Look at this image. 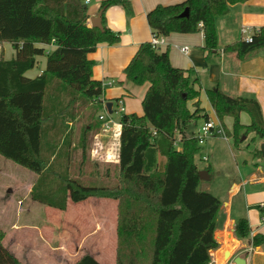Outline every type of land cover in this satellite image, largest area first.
Segmentation results:
<instances>
[{"label": "trees", "instance_id": "obj_1", "mask_svg": "<svg viewBox=\"0 0 264 264\" xmlns=\"http://www.w3.org/2000/svg\"><path fill=\"white\" fill-rule=\"evenodd\" d=\"M246 1L188 0L157 7L147 21L156 36L201 31L204 49L212 52L217 48L215 20ZM114 6L131 10L129 0H104L98 11L100 31L89 26L87 6L81 0H0V46L9 44L15 51L8 61L0 53V157L36 176L30 198L38 204L64 211L68 202L116 201L115 264H209L210 251L218 247L214 233L221 223L222 203L198 189L200 146L187 132L199 120L208 121V116L197 103L194 111L188 109L199 92L182 70L170 66L167 54L142 44L123 71L132 84H148V89L142 116H120L115 185L86 187L71 168L77 150L80 166L86 163L89 142L98 132L89 135L90 126H83L74 134L73 126L77 120H90L96 113L91 114L93 108L102 109L103 86L92 80L93 63L87 55L99 44L118 43V34L106 27L104 17ZM185 9L188 16L180 18ZM50 46L54 49L48 52ZM260 50H264V28L253 32L251 42L241 40L224 48L239 59ZM38 57L46 58L45 69L34 79L25 77ZM206 96L220 121L232 118L228 138L235 148L241 136L246 139L249 134L251 143L264 141V121L255 100L228 97L217 87L207 90ZM85 102L89 107H83ZM241 113L248 115V126L241 125ZM176 136L179 150L174 146ZM255 155L263 157L260 151ZM204 170L211 176L210 167ZM249 235L247 221L239 219L234 236ZM4 237L0 229V264H21L3 246ZM263 244L264 236L253 237V247ZM76 264L99 263L86 255Z\"/></svg>", "mask_w": 264, "mask_h": 264}, {"label": "crops", "instance_id": "obj_2", "mask_svg": "<svg viewBox=\"0 0 264 264\" xmlns=\"http://www.w3.org/2000/svg\"><path fill=\"white\" fill-rule=\"evenodd\" d=\"M81 1L87 6V14L90 19L97 16L100 4L104 0ZM129 1L130 12L124 11L120 6H114L108 8L104 14L106 27L119 36L118 43L114 45L99 44L93 53L87 55V59L93 63L92 80L100 82L103 86L102 109L96 112L90 120L84 121L82 119L81 121L77 120L75 123L79 128L83 126L89 128L90 126V129H88L89 135L98 130L92 140L93 144L97 140L102 142L103 153L110 151L113 145L111 137L101 133L98 116L103 114L104 107L106 108L110 104L111 113L108 114L111 116L113 114L119 115L116 119L111 118L116 123H119L121 115L134 114L142 116L141 103L148 89V84L142 86L132 84L125 78L123 71L138 48L151 40L153 31L148 24L147 15L157 7H171L185 3L188 0ZM242 28H248L251 30L250 32L264 28V0H248L244 3L235 4L229 8L225 16L217 18L215 20L217 48L212 52L204 49V38L201 31L198 33H172L166 37L161 36L164 38L165 44L158 49V53L167 54L170 66L182 70L194 83L193 88L199 92V97L196 100L188 102V109L194 111V106L197 103L198 108L207 114L208 121L214 123L222 131V135L220 134L218 140L226 142V147L232 157L237 156L239 158L244 156L241 149L237 147L236 152L233 144L232 146L228 144L229 139L232 140L228 138V135L232 133L233 120L230 117H224L221 121L217 118L209 104L206 91L217 87L228 97L255 100L260 107L262 120L264 121V50L254 52L244 59H239L236 53L224 52L225 47L245 38L240 33ZM1 47L4 60L8 61L15 57V51L9 44H3ZM7 47L12 49V54L8 59L4 56L7 54ZM181 47L188 48L187 55L180 52ZM53 49V46L46 47L48 52ZM42 59H45L44 63ZM45 63V57L36 58L35 67L26 72L25 77L34 79L39 76L45 69ZM119 102L123 109L122 113H118ZM115 107H117L116 112L114 111ZM82 113L84 115L87 111L85 110ZM79 118L81 117L79 116ZM239 120L243 126H248L250 123V119L245 113L240 114ZM202 121H198L196 127H194L195 130L191 132L192 134L202 125L204 122ZM217 136V134H214L212 138ZM248 136L250 137L249 143L254 145L253 147H255V144L264 143L263 140L251 143L253 134ZM179 139L180 137L176 136V140ZM217 145H220V142ZM221 147L223 148L224 145ZM91 150H89L88 158L91 159L94 171L89 172L92 175L95 174V178H100L99 165H118V161L100 163L93 160ZM76 152L81 156L79 150ZM208 152H211L210 148ZM205 156L202 158H206ZM255 157L264 158L256 155ZM255 157L253 156V158ZM158 161L160 162L159 159ZM80 164L76 172L80 174V179H82V169L85 164H82V166ZM245 164H247L246 161L243 162V165ZM207 167L211 168V176L208 174V181H212L214 178L213 173H216L215 166L209 165ZM237 172L236 179L229 180L228 189L223 198L212 194L218 198L222 206L220 209L221 223L214 233V239L218 247L210 251L209 255L213 256L216 264H225V261L234 264L236 258L243 260L245 264H264V244L258 247L252 246L254 236H264L263 213L259 209V204L264 201V167L255 162L253 168L248 169L247 166H244L243 171L238 169ZM31 175L30 181L25 185L16 183L21 187L20 190H17V196L14 194L8 197L6 196L7 192L5 195L0 192V208L3 211L2 213H15V216H12L14 219L10 225L13 231L20 232L27 227L26 230L34 231L36 235L32 239L29 238L30 236L25 237L28 241V245L25 247L21 242L25 240L24 237L21 241H16L14 237H10L6 247V243L4 244V241L6 242V232H4L3 246L21 264H76L86 255L99 264H103L106 255L110 252L113 253L116 249L114 235L116 236L117 202L110 199L89 198L80 203L68 202L64 211L53 209L31 200L30 192L36 180V176L33 173ZM109 175L110 173H107L105 177L108 178ZM19 197L21 202L16 201ZM28 200L31 204L24 205L25 201ZM112 202H115V204ZM87 203L91 205L89 206L91 212H84L83 208L79 209L76 208L77 206H73ZM34 204L37 206H34ZM34 209L41 215L38 217L40 219L38 225L33 220L31 221L30 215L33 214ZM239 219H245L250 228V235L245 239H237L234 236V227ZM24 235L26 236V234ZM23 250L24 253L26 252L24 256L21 255Z\"/></svg>", "mask_w": 264, "mask_h": 264}, {"label": "rangeland", "instance_id": "obj_3", "mask_svg": "<svg viewBox=\"0 0 264 264\" xmlns=\"http://www.w3.org/2000/svg\"><path fill=\"white\" fill-rule=\"evenodd\" d=\"M0 53H3V49L1 47L0 49ZM12 54V49L10 47H7V54L4 55L6 59L10 58ZM43 63L45 61V59H42ZM89 102H85L83 103V107L87 108L89 107ZM117 107H115L114 111L116 112ZM98 110H96L95 108H93L92 110H90L91 114H94L95 112H97ZM118 114H113L110 118H115L118 117ZM203 122V121H202ZM120 124V123H119ZM201 124V122L199 123V125ZM74 128V134H77V130L79 129L78 126H73ZM193 130H195L194 127L190 126L188 128V133L193 132ZM220 138V135H218L215 138H209L207 139V142L201 146V151L196 159V164L198 166V168L200 169V171H204V169L207 166H215L216 169V173L214 174L213 172V180L212 181H203L201 183V185L199 186V190L200 191H204V192H209L211 194H215V195H219L220 197L223 198V195L227 192L228 189V183L230 179H236L237 176V171L238 169L240 171H243L244 166H247L248 169L249 168H253V163L257 162L259 164V166L264 167V158H258L255 157L254 155V151H259L260 145L261 144H255V147H253L254 145H250V137L248 136L246 139L241 140L238 147L241 149L242 153L244 154L243 158H239L237 156L232 157L230 155V153L228 152V148L226 147L227 144L224 141H219L218 139ZM242 139V136H241ZM220 142V145H217V143ZM92 144H93V140L91 139L89 142V149L91 150L92 148ZM228 144L230 146H232L233 142L232 140L229 139ZM217 145V146H216ZM224 145V147L222 148L221 146ZM253 147V148H252ZM210 148V153L208 152V149ZM233 149V147H231ZM236 152H237V148H235ZM116 151V150H115ZM235 152V153H236ZM118 153V152H117ZM116 155V153H115ZM206 155V161L202 160V157ZM208 155V156H207ZM253 156L256 158H253ZM81 157L78 155V153L76 152L75 154H72V163H71V168L73 169L74 174H76V170L78 169V165L81 162ZM99 160H97L98 162L102 163L103 160H100V158H98ZM246 161L247 164L243 165V162ZM119 162V159H118ZM84 168L82 169V175L83 178L79 179V181L81 182L82 185L86 186V187H111L114 186L116 183V177H117V167L116 166H112L110 164L108 165H104L101 164L99 165V175L100 178L96 176L92 175L90 172L91 170L94 171L93 166H92V162L90 157L88 158V160L86 161V163H84ZM107 167H109L108 169H106ZM106 170H108L107 172L110 173V175L107 177H105V172ZM90 171V172H89ZM31 173L27 172L25 169L11 163L10 161L0 158V192H2L4 195L7 192L8 197L13 196L14 194H16L17 196V190H20L21 187L20 185H17L16 183H21L22 185H25L26 183H28L31 179ZM9 192V193H8ZM16 201H20L21 202V198L19 197V199H17ZM113 204H115V202H112ZM31 204V202L25 201V204ZM83 204V203H82ZM82 204H77V205H73V206H77L76 208H83L82 210L91 212V208L89 206L90 203H87L85 205ZM34 206H37L34 204ZM35 208V207H34ZM73 208V207H71ZM72 210V209H71ZM3 211L0 208V228L6 232V242L4 241L5 246H8V242L10 237H14L16 241H21L24 237L30 236L29 238H34V236L36 235V232L34 231H30L26 230V228H24L23 230H21L20 232H16L13 231V229H11V221L14 219V217H12L13 215L15 216V213H2ZM33 214L30 215V217L32 218L31 221L33 220L34 223L37 225L39 224L38 222L40 221V219L38 218L39 216H41L36 209L33 210L32 212ZM38 214V215H36ZM35 219V220H34ZM23 225V224H22ZM26 234V236L24 235ZM26 238V239H27ZM22 240L21 242H23L24 247L26 245H28V241L27 240ZM114 243L116 244V236L114 235ZM116 247V246H115ZM9 248V247H8ZM26 254V252L21 254L22 256H24ZM21 256V257H22ZM23 259V258H22ZM103 264H115V250L114 252H110L106 255V260L103 262Z\"/></svg>", "mask_w": 264, "mask_h": 264}, {"label": "built area", "instance_id": "obj_4", "mask_svg": "<svg viewBox=\"0 0 264 264\" xmlns=\"http://www.w3.org/2000/svg\"><path fill=\"white\" fill-rule=\"evenodd\" d=\"M198 27L202 29V24L199 23ZM250 31L251 30L248 28H242L240 31L241 35L245 37L244 39H242L245 42H251V36L253 32ZM149 43L154 49L158 50L161 46L165 44V41L164 38H162L161 36L152 35ZM180 52L184 55H187L189 50L187 47H181ZM118 105H119L118 113H122L123 109L121 103L119 102ZM110 117L111 115L108 114L107 109L104 107L103 114L98 116V120L101 124V133L103 135H107L111 137V139L113 140L112 148L110 149V151L103 153L102 142L99 140L95 141L93 144V148L91 150V157L93 160L97 161L99 160L98 158H100V160H103V162L106 161L112 162V161H118L119 159V136H120L121 125L119 123L114 122ZM214 134L222 135V131L219 128H217L214 125V123H212L211 121H204L202 125L197 128L196 132L192 136V139H195L197 141L198 146L201 147L206 142V140L214 136ZM174 146L176 149L178 150L180 149L179 140H175ZM202 160L206 161V158H202ZM259 209L263 213L262 219L264 220V201L259 204ZM209 264H216V261L214 260L212 255H210ZM225 264H232V262L225 261Z\"/></svg>", "mask_w": 264, "mask_h": 264}, {"label": "water", "instance_id": "obj_5", "mask_svg": "<svg viewBox=\"0 0 264 264\" xmlns=\"http://www.w3.org/2000/svg\"><path fill=\"white\" fill-rule=\"evenodd\" d=\"M188 16V9H185L181 14H180V18H185ZM89 24H90V27L92 28H96L100 31H103V27H102V24H101V12H99L97 14L96 17L94 18H90L89 19ZM107 110H108V113L110 114L111 111H110V104H108L106 106ZM245 137H242L241 140H244ZM259 151L261 152L262 156L264 157V143H262L260 145V148H259ZM198 176H199V180L200 181H208L209 180V175H208V172L207 171H199L198 173ZM234 264H245V262L239 258H236L234 260Z\"/></svg>", "mask_w": 264, "mask_h": 264}]
</instances>
